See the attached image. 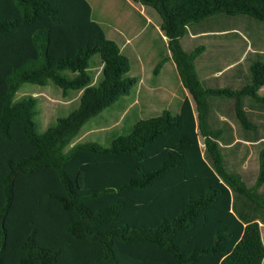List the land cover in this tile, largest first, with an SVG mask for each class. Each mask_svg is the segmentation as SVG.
Returning a JSON list of instances; mask_svg holds the SVG:
<instances>
[{
	"label": "trees",
	"instance_id": "1",
	"mask_svg": "<svg viewBox=\"0 0 264 264\" xmlns=\"http://www.w3.org/2000/svg\"><path fill=\"white\" fill-rule=\"evenodd\" d=\"M131 1L159 17L190 100L174 114L137 121L106 148L77 144L64 152L89 119L131 93L129 60L91 19L86 0H0V264L264 260V153L256 175L244 170L249 148L233 142L215 105L232 101L239 129L257 133L242 107L247 100L264 112L257 94L264 53L254 61L247 52L229 70L239 83L200 80L194 62L203 47L185 51L179 42L190 26L212 20L264 24V0ZM93 56L102 66L96 85L86 74ZM48 82L82 94L66 119L37 134L35 102L13 98L23 84Z\"/></svg>",
	"mask_w": 264,
	"mask_h": 264
},
{
	"label": "crops",
	"instance_id": "2",
	"mask_svg": "<svg viewBox=\"0 0 264 264\" xmlns=\"http://www.w3.org/2000/svg\"><path fill=\"white\" fill-rule=\"evenodd\" d=\"M86 1L91 8V19L101 26L107 39L113 42H115V39L120 41V45L117 46L121 53L127 55L134 63L132 72L138 76V82L135 84L136 87L134 89V94H136L135 104L139 105L140 108L156 105H167L169 107L171 101H167L168 99L162 96L165 92H171L167 87L166 82L168 81L166 79L172 75L171 73L173 71H175L176 77L178 74L175 65H173L174 63L166 64V60H171V58L166 49L167 39L159 29L160 20L157 14H155L151 8L134 4L131 0H102L107 2V4H103L101 0ZM136 12H138L140 16H138ZM100 13H106L112 16L107 22L106 30L103 28L104 24L100 22ZM209 24L210 23H203L191 26L192 30L179 41L181 47L185 51H193L198 47H203V51L194 62L195 71L200 80L225 76L227 80L239 83L229 70L240 63L247 52H252V56L250 57L251 60H260V56L255 53H264V49L260 48L261 50L259 51H252L250 45H242L240 49L235 48L232 43L239 41L236 35L230 36L231 31H228L227 28L220 27L218 29H212ZM137 30L143 32V34L137 36L139 33H136ZM132 31L134 35L132 37H136L130 40L127 33H131ZM124 36L127 37L123 39ZM185 37H187V39H184ZM201 41H204L206 45L201 44ZM207 47L212 50H217L216 55L212 53V55L204 57L205 53H209ZM223 49L227 52L222 53ZM229 52L232 53V56L228 54ZM163 61H165V63H163ZM249 63L252 64V62ZM158 64H161V68L155 70ZM262 88H264V86ZM182 90L185 94H182L183 98L178 99L176 104H173L175 111L180 108L183 99L187 98L190 100L188 92L184 88ZM259 90L257 91L258 95H260ZM215 105L219 120L226 121L232 129L233 142H240L243 145H247L249 148V154L242 168L256 175L258 172L257 157L259 154L264 153V121L257 118L258 115L256 113L264 112L259 107L251 106L249 101L245 100L242 109L248 116V122L257 127V133H253L249 130L243 132L239 129L238 122L233 117L234 109L232 101L224 103L216 101ZM224 105L228 107L227 114L223 112L222 107ZM247 133L251 137L256 136V139L247 138ZM252 157L254 158L253 163ZM263 226L264 225L260 224V232Z\"/></svg>",
	"mask_w": 264,
	"mask_h": 264
},
{
	"label": "rangeland",
	"instance_id": "3",
	"mask_svg": "<svg viewBox=\"0 0 264 264\" xmlns=\"http://www.w3.org/2000/svg\"><path fill=\"white\" fill-rule=\"evenodd\" d=\"M104 1H102V3L107 4V2ZM136 14L140 16L138 12H136ZM110 18H112L111 15L100 13L99 19L101 20L100 22L105 25H103V28H105V30L107 29V22ZM209 25L212 29H218L220 27L227 28L228 31H231L230 33L237 35L236 37L239 39V41L232 43L235 48L240 49L242 45H250V49L252 51H259L261 50L260 48L264 49V24L262 23L241 17L229 20H212ZM191 30L192 28L190 26L187 30V33ZM137 32H139L137 36H141L143 34V32L139 30H137L136 33ZM127 36H129L128 38L130 40H133L136 37H132L134 36L133 31L131 33L128 32ZM127 36H124L123 39H125ZM184 39H187V37H185ZM115 42L117 45H120V41H118L117 39H115ZM201 44L206 45L204 41H201ZM211 50V48H208L209 53H205L204 57H208L212 55V53L216 55L217 50ZM226 52L227 51H224V49L222 50V53ZM228 54L232 56V53L229 52ZM123 55L129 60V64L131 67V71H129V78L134 79L136 84L138 82V76L134 72H132L134 63L127 55ZM97 57L98 56H93L90 59L89 69L86 71V74L90 76L91 79L90 85H96L100 81L102 66L100 60ZM163 63H165V61H163ZM168 63L173 64L170 59L166 60V64ZM171 74L172 75L166 79L168 81L166 83L167 87L171 90L172 93L165 92L162 94L164 98L168 99L167 101H171V105H169V107L167 105H156L148 106L146 108H140L139 105L135 104V85L128 96L120 98L115 104L104 109L101 113L89 119L82 126L78 135L73 138L65 147L64 152H67L70 148L77 144H96L103 148H106L110 145V142L113 139H116L118 137H127L128 135H130L133 126L137 121L154 117L164 110H167L170 114H174L173 111L175 110V107H173V104H176V101L178 99L183 98L185 92L182 90L183 88L180 84L178 76L176 77L175 71H173ZM67 76L68 78L71 77V75ZM81 94V90L71 89L67 90L66 94H63L59 88L55 87L50 82H48L45 86L23 84L16 92L13 98V102H19L29 99H32L35 102L36 114L33 117L34 130L37 134H43L46 129L50 126H53L57 120L66 119L70 113L78 108ZM259 94L261 96L264 95V88L259 90ZM222 109L223 112H226V114L228 113L227 105H224ZM256 114L258 115L257 118L264 121V113L259 112ZM199 141L202 146V139L200 138ZM253 161L254 158L252 157V163ZM261 234L264 243V226L261 228ZM262 264H264V260L262 261Z\"/></svg>",
	"mask_w": 264,
	"mask_h": 264
}]
</instances>
